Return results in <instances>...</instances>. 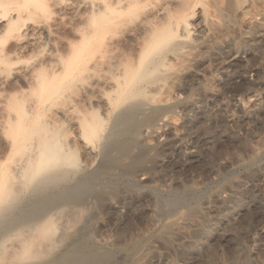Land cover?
Here are the masks:
<instances>
[{
	"label": "rangeland",
	"instance_id": "1",
	"mask_svg": "<svg viewBox=\"0 0 264 264\" xmlns=\"http://www.w3.org/2000/svg\"><path fill=\"white\" fill-rule=\"evenodd\" d=\"M53 1V6L39 7L32 19L22 18L17 39L34 41L31 28H43L46 22L48 28L53 26L49 34L53 36L39 29L34 35L35 47L12 54L10 62L0 61V74L6 78L0 76L6 81L0 82L4 115L23 118L46 98L37 83L23 86L16 75L36 73L44 61L59 63L62 52L68 55L69 42L80 38L76 25L92 27V19L82 13L84 0H80L82 6L77 0L54 1L62 2L60 9ZM88 1L85 4L94 3ZM162 1H145L141 5L144 11L126 16L130 24L94 36L116 47L109 52L110 61L136 62L141 54L137 26ZM177 2L180 4L171 13L195 12L191 21L195 25L180 36L181 41L172 42L184 46L161 66L159 72L165 76L161 86L139 97L144 105L137 117L146 122L132 136L121 135L120 126L113 123L119 110L111 113L107 138L117 144L127 141L121 146L130 150L122 152L119 145L109 148L108 139L97 140L93 152L83 150L84 138L69 128L59 111L73 110L74 101L84 111L78 97L85 88L79 81L69 84L66 76L56 80L63 86L51 98L52 109L35 112L24 123L22 118L13 124L1 119V141H14L7 157L20 160L37 135L32 128L36 120L45 123L55 112V125L64 141L75 143L79 167L77 180L68 176L61 187L35 186L33 182L18 192L15 188L13 195L3 194L8 200L12 195L13 202L3 201L0 264H264V0ZM100 19L95 17V21ZM116 69L114 64L106 75L113 77ZM100 72L99 78L105 76V70ZM100 88L106 96L116 93L104 85ZM150 116L154 121L147 119ZM109 157L113 162H107ZM78 180L84 186L80 187L84 189L82 201L59 199L58 192H66ZM61 214L55 236L59 239L50 251L39 227L50 215ZM36 250L37 257L32 255Z\"/></svg>",
	"mask_w": 264,
	"mask_h": 264
},
{
	"label": "bare ground",
	"instance_id": "2",
	"mask_svg": "<svg viewBox=\"0 0 264 264\" xmlns=\"http://www.w3.org/2000/svg\"><path fill=\"white\" fill-rule=\"evenodd\" d=\"M51 1L53 0L50 1L0 0V43H1L0 61L1 62L8 61V59L12 54L19 55L22 52H24L26 48L35 47L34 45H36V41H35L36 39H34L35 38L34 35L36 36L39 29H43V31L41 32L45 33V35L50 34L53 26L51 25L52 28L51 26H49L50 28L49 30V28L47 27L48 23L42 22L45 24H43V26L42 25L39 26H42L43 28H36L37 25L35 28L34 27L31 28L32 31L31 33L33 36L30 35V37L32 36V39L34 41L24 43L21 40L22 38H20L19 40L17 39V37H19L17 35V31L21 27L20 25H18V23L22 20V18L26 17L27 19L28 18L32 19V16L34 17L36 12H38L39 7L44 8V7L53 6L51 5ZM54 1L57 3L60 2L58 0L57 1L54 0ZM84 1L87 2L88 0H84ZM95 1L97 0H94V3L92 2L90 5L88 4L90 3V1H88L87 3L88 5L85 4V2L83 4L85 8L84 10L85 13L84 12L82 13L87 15L86 17H89L88 19H92V25H91L92 27L86 29L87 27L85 26L83 27V25L81 24L76 25L78 26V28L76 27L77 29L74 28L75 26L73 27L77 35L80 33L81 35H79L80 38L76 36L79 39L78 40L73 39L74 41L73 43L71 41H70L71 43L69 42L68 44L69 48L67 47L68 49H66L68 50L67 51L68 57L66 56V54L64 55L65 52L64 51L61 53L62 55L60 54L62 57H60L59 63H52V61H44L36 69L37 71L36 73L33 72L29 74L25 71L27 74L18 73V75H16V78L14 77L16 81L20 82L23 86L24 85L30 86L31 84L37 83V85L41 87L44 97H46L44 100H42L34 107L33 111L28 110L25 112V115H23V118L19 117L20 119L22 118V120L23 119L28 120V118H32L35 112L41 113L46 109L53 108V100H51V98L54 97L59 92V89H61L63 86L62 83L60 84L58 82L56 83L57 78L61 76H66L68 78L67 80L69 84L77 81L81 83L82 87L85 88V91L84 94L78 97V100L81 103H83L82 106L84 107V111L79 110L78 102L74 101L72 103V107H74L73 110L75 116L73 115V113H71L73 111L72 109H71L72 111L70 110L71 112L65 109L59 112L61 114L60 118L65 123L68 124L69 128L73 129V131L76 132L80 137L84 138L83 150L86 152L89 151L93 152L95 142L97 140H104V141L105 139L109 140L107 136L109 137L110 134L107 135V132L109 133V131L107 130L109 129L111 131L110 126L112 125H109L110 120L112 119L111 113H113L116 110L119 111H118V115H116L115 118L116 120L114 119L113 123L114 124L116 123V125L117 126L119 125L120 128L122 129L121 130L119 127H117L119 128L118 130L120 131L119 132L120 134L121 132L122 133L124 132L123 134L124 135L126 134L125 136H129L132 133L134 134L137 131V129L140 128L141 123L146 122L141 120L140 118H139L140 120L138 119L140 114L138 111H140V108L144 105L143 99L139 97L141 95L147 96L148 94H151L152 92H155L158 89L160 82L163 81L165 77L161 73L162 72L160 69L161 66L165 67V65L168 64L167 59L169 58V55L176 54L184 46V45L182 46L181 44L175 45V43L173 45L172 42L176 41V39L178 40V38L180 39L181 35H186L189 32L190 28H193V26L195 25V24L193 25V22H191L192 19L194 18L195 12L181 11V12H176L177 14L175 13L172 14L171 13L172 8L180 4V2L179 4L177 2L179 0H164L162 1L163 4L162 3H161L162 5L160 4L161 6L156 5V9L154 8L155 11L151 15H148L146 20H142V22L140 20V25L138 24L139 26H137L138 28L136 29V35H137L136 37L138 39V44L141 45L140 48L141 54L139 55V57H137L138 59H136V62L135 61L132 63L129 62L130 64L124 65V62L121 59L122 61L120 60V62L113 63L114 61L113 62L112 60L110 61L109 52L114 50V48L116 47L110 41L104 38L95 40L94 36L97 33L100 32L105 33L112 28H118L127 23L130 24L128 22L129 20L126 22V16L127 18H129L128 15L130 16L134 12L137 13L139 10H141L142 8L141 5L146 4L145 1L147 0H102L100 2L99 1L95 2ZM49 2L50 5L48 4ZM62 2L65 1L62 0ZM62 2L60 4H62ZM57 3L56 4L54 3L56 7L58 5ZM77 3H79V5L81 4L82 6V2L80 0H77ZM60 4L58 5L59 9H60ZM150 12H152V10ZM170 13L172 15L174 14L175 15L174 16L169 15L170 18L169 19L166 18V15L168 16V14ZM96 16L101 17V19L99 21H95ZM204 18L206 19V16H204ZM55 25H57V23ZM56 27L57 26H55V28ZM81 27L84 29L82 30ZM76 30H78L80 33ZM52 32L54 33L55 31ZM19 35L21 37L20 33ZM49 36L48 38H50ZM80 39H82L81 42L79 41ZM76 41L79 42L80 44L77 43ZM75 42L76 45L78 46H75L74 44ZM71 45L72 47L70 48ZM52 51H53L52 53L54 54L55 50L53 49ZM98 51L100 52L99 54H97ZM58 52L59 51L57 49L56 54ZM65 56L67 57V59L65 58ZM114 64L117 68L116 73L113 74L114 75L113 77H111V75L107 76L106 70L110 72ZM13 67L15 68V66ZM17 70L16 72H14L15 74H17V72L19 71ZM101 70L103 71L105 70V76L107 77L103 76L104 75L103 74L102 75L103 78L102 77L99 78L98 72H100ZM102 72H100V74ZM158 72L159 74L157 75L156 73ZM1 73L4 74L3 71ZM154 73L156 74V76H153ZM1 75L2 74H0V76ZM1 77H3V75ZM3 78H0V82L4 81L5 83L6 78H4L5 80H3ZM147 80H149V83L145 84V81ZM100 85L101 86L104 85L106 88L108 87L111 90L115 91L116 93L106 96V93L100 90L101 89ZM12 92L10 93V95H8V98L10 99L13 97ZM101 107H103L102 111L100 110ZM1 108L2 107H0V121L2 118H6V122L10 124L21 122L18 116L11 114L8 115L2 114L3 108L2 109ZM75 110L77 111V113H75L76 112ZM68 112L71 113L70 117L68 115ZM56 117L57 114L54 112L53 117L49 118L45 123H39L38 120H36L37 121L36 123L38 124L34 123L35 125L33 124L34 127L32 126V128L37 133V135L30 144L31 146H29L30 147V150H28L29 152L23 157L21 156L22 158H20V160L19 159L10 160L7 157L8 155L7 153L14 148V141L10 139H9L10 141L7 142L5 141L6 139L1 141L0 138V218L2 214L3 201L6 204H10L5 201L7 197L6 199L5 198L3 199V194L5 196L8 194L13 195L14 191L18 192V189L28 186L30 183L33 182L35 186L36 185L42 187L47 186L48 188V186H51L53 184L54 185L58 184V186L61 187L63 183L65 184L66 182L65 179L68 178V176L69 178L76 179L78 174L77 168L79 167V154L77 152V148H75L76 147L75 143L72 144L64 141L63 135L60 133V130L55 125L56 120L54 118ZM152 118L150 116L147 119L148 120L150 119V121H154L151 120ZM24 120L22 121V123H24ZM116 125H113L112 129H114ZM0 132H1V126H0ZM127 138H129L128 141L131 143L130 137ZM1 142H5L6 147L8 146L6 150H4V148H6L4 147V143L1 144ZM109 142L111 141L109 140ZM111 143H112L111 145L109 143L110 145L109 148L111 147L115 149L116 147L114 145H117V147L119 145L120 148H122L120 149V151L122 150V152L124 148H125L124 149L125 152L128 149L127 147L123 148L121 146V145H125L126 143L128 144L127 141L125 143L122 142L123 144H119V142L117 144L116 140L114 142L112 141ZM131 144H129V148L131 147L130 146ZM2 145L3 147H1ZM133 145H135V143H133L132 146ZM138 152L141 151L138 150ZM112 159L114 160V158ZM113 160H111V157H109V160H107V162H113ZM80 183L81 182L78 180L72 186H70V188L66 192L64 191L58 192L59 199H63L64 202L65 199L67 200L71 199V202L79 204V202L82 201L81 199H79L81 191L84 190V189L81 190V188H83L84 186L82 185V183L80 185ZM15 188H17V190H14ZM12 195L10 197V200L7 199L9 202L12 201L11 200ZM56 199L58 198L56 197ZM63 200L60 201L62 202ZM55 202H57V200ZM62 214L59 215V217L56 215L54 216L50 215L49 218L47 217L48 219L44 222V224L39 223V225L41 224L42 227V228L39 227L40 228L39 233L41 234L43 240L47 243L46 245L48 247V250L50 251L53 247L55 248L56 243L59 239L55 236L56 233L59 231L61 224L60 221L62 219V216H64ZM40 221H43V219ZM27 242L29 243V241ZM43 249L45 250V248ZM32 252H33L32 255L36 256L38 255L39 250Z\"/></svg>",
	"mask_w": 264,
	"mask_h": 264
}]
</instances>
